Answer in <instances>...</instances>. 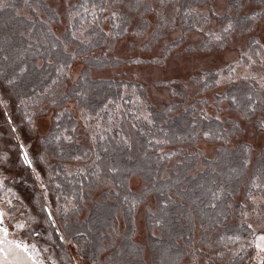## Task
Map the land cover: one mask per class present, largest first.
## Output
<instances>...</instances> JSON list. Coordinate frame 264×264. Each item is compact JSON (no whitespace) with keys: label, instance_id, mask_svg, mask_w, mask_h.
<instances>
[{"label":"trees","instance_id":"16d2710c","mask_svg":"<svg viewBox=\"0 0 264 264\" xmlns=\"http://www.w3.org/2000/svg\"><path fill=\"white\" fill-rule=\"evenodd\" d=\"M68 1L71 3L66 11L67 25L62 35H58L54 30L52 22L59 20V15L56 6L50 0H31L33 5L34 3H38V13H33L30 9L22 7V11L32 17L31 20L15 17L10 9L0 11V39L4 38L5 35L10 36L13 46H26L28 42L26 30L29 27H33L32 43L35 47L36 41H40V52H46V50L51 49L52 42L59 44L60 41H63L68 44L69 52L75 50L77 52L76 56L87 55L85 58L87 66L79 74L84 78H77L74 83L66 88L69 75L61 77L59 85L55 88L57 94L69 92L71 99L68 102H74L79 111L81 108H84L86 114H89L93 118L88 122L87 126L84 119H82V125L87 136L86 142L79 141V138L81 139L83 136L77 130L81 121L76 117L68 102L67 104L56 106L51 103L52 97L44 94L39 104L34 105L31 101H27L28 108L25 109L23 105H19V100L16 97V92H18L21 94V98L31 96L33 99H36V97L43 93L44 88L51 83V78L56 76V62L67 61L70 64L72 63L75 58L66 57L62 52V48L51 50L54 59V63L51 66L46 64L45 57H33L31 52H29L27 54L28 71L18 82L16 92L12 93L17 103L16 111L22 115L25 111L29 114L39 111L45 103L55 107L57 110L54 113L49 132L42 139L43 145L46 147L45 149L55 157L50 166L59 172V176H53L52 178L55 183L50 182L48 177L45 182L49 196L51 195L52 203L56 209V197L59 194V203L63 206L65 196L71 198L74 194L78 195L81 187L83 188L85 199L82 201L81 211L79 213H70L68 222L80 231L86 232L90 226L92 228L91 233L87 236V240L91 241V243H86L84 239L74 240L75 243H80L83 246L84 252L80 256L88 260V264L90 258L93 256H96L98 260L104 261V264H109V255L118 250L120 251L119 259L125 261L126 264H141V262L144 264V245L133 239L136 233L134 219L139 206L144 202L146 203L149 196H154L156 202L155 209L147 208L146 212V228L148 230V247L151 254V263L189 264V261L192 259L188 254L190 251L189 242H191L193 248L200 249L199 246H194L196 228L201 229L199 237L201 244H204L201 240L205 230L208 231L209 237L212 235L215 237L218 232L224 229L228 230L227 234H231L237 230L236 225L239 223V216L236 214V206L243 202L242 199H245L249 176L253 173L255 167H258L261 163L260 151L256 157H253L252 151L250 164L243 175L238 178L228 180L227 177H217L210 169H206L204 173H200L198 164L202 163L204 167L205 161L212 160L213 158H208L204 154L192 157V153L194 152H191L188 147L195 146L201 139L220 142L222 144L219 145L215 157L223 158L227 154L218 150L223 146L231 151L235 146L231 143L224 144L223 140L204 138L203 136H197L195 140L190 138L193 118L197 120L195 126L197 131L209 128L215 131L218 128L214 120L203 119L199 115V109L196 106V111L194 112L191 107L193 105H185L182 102L171 100L164 104L163 107H157L150 102L145 87L140 82L127 79L93 78L90 68L120 63L117 57L106 58L103 51L98 57H95L93 52L99 51L104 46L111 48L112 44L125 34L113 37L110 40L104 35V33H107L104 27V14L98 12L97 16L100 19L93 23L92 17L86 15L80 7L81 4L85 3V0ZM108 1L88 0V3L103 4L106 8ZM172 1L173 3H177L180 0ZM209 1L211 0H181L180 4L191 3L193 7H197ZM12 2L18 6H22L23 4V0H12ZM75 11H79L81 17H85L83 22L85 32L79 39H72L71 37V32L81 27V17L74 16L71 21L69 20V13ZM89 12H91V8H89ZM179 20L185 29H190L180 17ZM42 21H48V23L45 24ZM21 31L25 32V37L19 35ZM237 31L241 32L239 28ZM94 33H99V35H95ZM54 36L59 37L60 40L55 41ZM253 37L257 38L256 36ZM82 41L88 42L82 43ZM199 47L205 49L201 46V42ZM34 63L40 64L41 67H34ZM124 84H127L128 87L124 88ZM133 85H135V89H133ZM199 86L203 89L201 85ZM215 86L210 84L207 89ZM230 87L228 85L225 90L230 89ZM75 92L86 93V95H82L79 98V103H77V97L74 95ZM133 92L135 93V97L140 98L139 101L135 100ZM172 94L178 97L187 96L184 89L173 91ZM105 104H108V108L102 110ZM117 105H119L118 109ZM169 105L173 106L172 111L166 110ZM65 108L70 111L64 112L60 116V119L57 120V114L61 113L62 109ZM186 108L188 109L187 112L185 111ZM137 109L151 112V119L154 120V124L149 125L142 118L134 120L133 116L139 115ZM6 110L8 115L13 112L9 107ZM98 111L100 112L99 118L96 116ZM12 115H14V112ZM109 115L113 117L111 123L109 122ZM97 119L100 120L101 127L99 129L95 127ZM133 123L136 124V128L131 126ZM13 124L17 126V131L21 133L18 123ZM73 125H75V131L72 130ZM223 127L228 128L230 125L225 123ZM108 128L112 130L105 131ZM93 133L96 134L95 141L92 139ZM59 134L69 135L72 137V140L65 141L61 138L57 142L54 140V137ZM100 135H104L105 139L100 140ZM121 136H128L130 138L131 149L122 142H118ZM165 140L168 142L163 143ZM149 141H151V144L148 143ZM157 141H161V143L158 144ZM243 142L249 143L248 141L238 140V143ZM170 152H175L176 154L169 157L166 154ZM195 152L202 153V150L198 148ZM96 155H99L101 158L99 161H96V163L101 165L102 172L100 178L91 175L95 170L93 168V161ZM129 156L132 159H129ZM161 156L164 158L161 159ZM75 157L81 158L75 159ZM229 158L234 164L239 163L238 157L233 156ZM109 164L117 165L121 169V172L117 174L108 173L107 166ZM77 168H87L88 172L86 175L76 174ZM128 169H131L132 172L129 173ZM65 170L72 171L74 177L66 178ZM219 170L220 161H217V171ZM134 175L141 176L144 182L143 187L139 191L130 186V180ZM177 179L181 181L179 187L190 191L187 192L183 199L173 195V199L177 200L178 203L166 209L167 215H164L160 211L162 207L160 204V200L162 199L161 192L171 195L175 191V188L172 189V192H169L166 185L168 183L174 184ZM210 180H216L217 183L224 182L226 186H230L235 190L231 197L233 208L228 211V219L220 217L221 224L215 228H209V225L212 224L211 218L216 215L215 211L203 209V205L196 199L200 197L206 202L205 197L202 196L205 189L199 187V185L203 184L206 188L209 186ZM56 184H61V189H57ZM101 185H105L106 189L103 191L100 199L92 200V204L88 207V213L85 217L80 218L86 207L85 200L92 199V191ZM125 196L128 197L127 201L124 199ZM133 199L136 201L134 206ZM202 210L206 213L203 218L200 216ZM189 212L192 213L191 217L189 216ZM55 215L62 225L63 217L56 213ZM121 215L124 229L119 233L117 229ZM156 219H163V226L155 224ZM202 224L203 227L201 226ZM113 229H115V232ZM156 230L158 232H155ZM99 232L111 234V236L103 240V244L108 247V251H101L97 255L96 248L100 244ZM153 233H155V236H153ZM116 238L118 239L117 244ZM113 239L115 240V246L111 245V240Z\"/></svg>","mask_w":264,"mask_h":264},{"label":"snow or ice","instance_id":"6c2138e0","mask_svg":"<svg viewBox=\"0 0 264 264\" xmlns=\"http://www.w3.org/2000/svg\"><path fill=\"white\" fill-rule=\"evenodd\" d=\"M113 5H119L122 0H111ZM22 7H26L33 13H38L39 8L33 7L31 0H23L22 6H18L13 3L12 0H0V11L10 9L15 17H23L24 19L31 20L32 17L22 11ZM47 7V6H45ZM80 7L86 15L92 17V22L95 23L99 16L97 13H103L104 11L109 12L108 17L104 19L111 20V29L109 32L104 33L105 37L110 40L113 37H118L122 34H128L129 30L136 37L140 38L141 42L139 47L142 50H148L154 48V46L161 40L164 43L161 45L163 54L153 55L152 60L155 63L166 61L168 53L171 52L172 48L177 46V40L183 43L186 32L181 33L179 37L169 40L167 39L169 32H174L177 24V16L181 18L184 24H187L190 29H194L198 33H202L201 46L208 52H212L214 49H224L230 42V38L234 40V34L237 29L241 30V33L251 32L256 21L264 19V0H228V4L224 10L217 11L215 4L202 9L199 7H193L191 3L177 4L173 3L172 0H124L123 7L125 11L121 12L118 8L113 7L107 9L103 4L88 3L85 0L84 4ZM91 8V12H89ZM247 11H243L244 9ZM243 13V14H241ZM81 17L79 11L69 13V20L73 17ZM85 17H81V27L71 32L72 39H79L84 34L85 29L83 27ZM218 21L216 27H207L208 25L214 24ZM42 23H48V21H42ZM72 26V25H70ZM74 27V26H73ZM151 29V31H149ZM27 45L26 46H13L12 39L10 36L5 35L4 38L0 39V106L7 109L8 103L11 100L12 93L16 92L17 84L28 71L27 66V54L31 52L33 57H45L46 64L51 66L54 63L53 53L51 50L62 48L63 54L74 59L77 55L75 50L69 52L68 44L60 41L59 44L56 42L51 43V49L46 52H40L39 47L40 41H36L34 47L32 40L33 27L27 28ZM102 31V29H101ZM15 34V33H14ZM99 35V33H94ZM21 37H25V32H19ZM54 35V34H53ZM55 41H59V37L54 36ZM88 41H82L85 43ZM132 63L140 64L143 61L140 57L131 59ZM44 63V61H42ZM34 67H41L40 64H35ZM71 64L67 61L56 62V76L51 78V83L44 88L43 93L40 96L33 99L31 96H24L21 98V94L16 92V97L19 100V105H23L25 109L28 108L27 101H31L34 105L39 104L44 94H48L52 97L51 103L60 106L61 104H67L71 99L69 92H62L57 94L55 91L56 86L59 85L61 77H67L70 74ZM78 79H83V76L78 74ZM192 79V78H190ZM195 83L202 86L203 89H207L210 84L220 86L227 84L230 87L228 90L216 93V99L213 100V104L217 109V115L214 117L209 116L205 108L199 110V115L206 120H214L218 126L217 130L211 128L197 131L196 118H193L190 129V138L195 140L197 136H203L204 138H213L215 140H223L224 144L231 143L239 135H242L251 130L253 138L259 136L261 143L260 157L261 163L258 167H255L253 173L249 176L248 183L245 192V201L239 203L236 214L239 216V223L236 225V231L231 234H227L226 229L221 230L215 237H209L208 231L205 230L202 235V243H205L207 248L211 251V255H208L203 248L195 249L189 242V255L192 259L189 264H215V261H220L221 264H242L244 260H248L250 264H264V43H261L260 39L253 36L249 37V42L246 46L242 45L239 50L237 57L231 59L228 63L221 66H216L214 70H205L201 67L195 76ZM124 88L128 85L124 84ZM135 89V85L132 86ZM187 87V84H185ZM74 95L77 97V103L79 98L86 93L75 92ZM135 100L139 101V97H135ZM4 97H7L5 99ZM122 98V97H121ZM227 101V108L221 107V103ZM142 103V102H141ZM200 103L206 104L207 101L201 100ZM18 105V106H19ZM117 109L119 105L116 106ZM192 111H196L195 106H191ZM108 108V104L104 105V109ZM44 109H39L43 111ZM172 111L173 106L169 105L166 109ZM70 111L65 108L62 109L61 113L57 114L56 119L59 120L60 116L64 112ZM82 118L87 126L88 122L93 118L86 114L84 108L80 109ZM139 115L133 116L134 120H140L141 118L149 125L154 124V120L151 119L152 113L146 110H140ZM187 112L188 109L186 108ZM229 112V116L222 120L221 114ZM236 113L232 116L231 113ZM36 112L29 114L27 111L24 113V117L30 126L34 127L33 117ZM4 115L7 117V122L10 125L11 133L17 132V126L13 124L12 118L5 111ZM96 116L100 117V112L96 113ZM113 117L109 115V122L111 123ZM229 124L230 127L224 128L223 124ZM136 128V124L131 125ZM59 127V125H57ZM95 127L99 129L101 127L100 120L97 119ZM73 131H75V125H73ZM111 128L105 131H111ZM66 131V130H65ZM142 131V129H141ZM16 140L19 141L17 147L19 149V157L21 162L31 169L35 176V180L39 182V187L44 190L42 201L40 204L41 211L45 214V223L49 225L47 231V239L55 244L56 248L60 249L59 256L56 251H49V245L47 243L40 244L36 237L41 236L40 232L35 231L30 224L25 223L22 220H17L11 225V231L9 226H6L5 219L7 215L16 211L15 205H12V201L9 199L6 203H0V264H79L76 257L69 256L63 245L66 243H73L74 240L84 239L86 243H91L87 240V236L91 233V226L87 231H80L69 224L68 217L70 213H79L82 208V201L85 199L83 188L81 187L79 194H74L73 197H64L65 203L63 206L60 205V195L56 197V214L63 217L62 226H57V221L53 213L52 205L48 202V189L45 182H43L41 174L37 171L33 164V159L29 155V151L26 148L23 141L20 140L19 135H16ZM63 138L65 141H71L72 137L69 135L59 134L54 137V140L59 142ZM179 138V137H178ZM92 139L95 141L96 134L93 133ZM100 140H104L105 136L100 135ZM118 142H122L129 149L132 145L128 136H121ZM165 140L163 143H167ZM151 144V141L148 142ZM161 143V141H157ZM253 145L247 142L237 143L235 147L230 151L222 146L218 151L226 153L227 156L215 157L212 160H206L204 167L199 169L200 173H204L206 169H210L213 174L217 177H227L228 180L238 178L243 175L251 162V153L253 151ZM175 152L167 153V156H174ZM197 155H203V153L194 152L192 157ZM238 157L239 163L234 164L229 157ZM81 157H75L80 159ZM161 159L164 157L161 156ZM3 159L5 162L8 160L7 153H4ZM38 159L41 162L45 161V157L40 155ZM101 158L96 155L93 161V168L95 169L91 175L97 178L101 177V165L96 163ZM129 159H132L129 156ZM217 161H220V170L217 171ZM129 173L131 169L127 170ZM87 168H77L76 174H87ZM107 172L111 174H117L121 172V169L115 164H109L107 166ZM53 176H59V172L48 167V178L50 182L55 183L52 180ZM65 176L74 177L72 171L65 170ZM167 179V178H165ZM181 181L177 179L175 183H168L166 186L169 192L175 188V191L171 195H166L161 192L162 199L160 204L162 207L160 211L167 215L166 209L170 206L177 205V200L173 199V195L183 199L188 189L179 187ZM5 179L0 177V189H4ZM61 184H56L57 189H61ZM199 187L204 188L202 196L204 199L197 197L203 205V209H210L215 211V217H212V224L209 228L218 227L221 224L220 217L228 219V211L233 208L231 197L234 194V189L230 186H226L224 182L217 183L216 180H210L209 186L205 188V185L201 184ZM11 189H7L8 193H11ZM125 201L128 197H124ZM136 201L133 199V206ZM150 211V210H149ZM23 215V214H21ZM192 213L189 212L191 217ZM206 213L202 210L200 212L201 218ZM35 218L29 215L27 220L31 221ZM258 221V222H257ZM155 224L163 226V219H156ZM203 227V224L201 225ZM27 230L28 235L32 237V242L21 238L24 231ZM115 232V229H113ZM19 232L21 235L17 236ZM55 235L60 241L59 244L53 240ZM111 236L104 232H99L100 244L96 248L97 255L101 251H108V247L103 244V240ZM155 236V233H153ZM71 237V238H69ZM111 245L115 246V240H111ZM77 255H81L84 252V248L80 243H76ZM47 254V255H46ZM120 251L111 253L108 257L109 264H126L125 261L119 259ZM227 257V259H225ZM204 258V259H202ZM89 264H104V261L98 260L96 256L90 258ZM142 264V262H141Z\"/></svg>","mask_w":264,"mask_h":264},{"label":"rangeland","instance_id":"374dc122","mask_svg":"<svg viewBox=\"0 0 264 264\" xmlns=\"http://www.w3.org/2000/svg\"><path fill=\"white\" fill-rule=\"evenodd\" d=\"M181 1V0H180ZM180 1L177 4H180ZM59 15V20L53 23L54 30L58 35H62L65 31L67 25L66 11L68 6L71 3L68 0H50ZM173 2V1H172ZM215 4L217 11H223L225 6L228 4L227 0H211L209 2L202 3L197 7L206 9L207 7ZM34 7L38 6V3H34ZM113 7L118 8L121 12L125 11L123 7V2L119 5H113L109 0L106 4L107 9ZM28 10V9H27ZM26 10V11H27ZM244 9L243 11H247ZM104 17L109 16L108 11H104ZM111 20L105 19L104 27L107 32L111 29L110 26ZM218 21L214 24L208 25L207 27H216ZM151 31V29H149ZM186 32L184 36L183 43H180L177 40V46L172 48L171 52L168 53V58L166 61L160 63H155L152 60L153 55L163 54V49L161 45L164 43L161 40L157 43L154 48L148 50H142L139 47L141 42L140 38L132 34L131 29L128 34L118 38L111 48L104 46V48L99 51L93 52L95 57L101 55L103 51L106 58H115L119 59L120 63L113 65H105L99 67L90 68L91 76L93 78H115V79H127L137 81L143 84L146 90V94L151 103L157 107H163L164 104L168 103L171 100L182 102L185 105H194L199 110L205 108L209 115H217V109L213 104V100L216 99V93L222 92L228 86L227 84L215 86L209 89H201L200 86L195 83V76L197 71L203 67L205 70L212 69L214 70L216 66H223L228 63L231 59L235 58L239 54L240 47L242 45L246 46L249 42L250 36H256L258 39L264 43V19L256 21L251 32L241 33L236 31L234 34V40L230 38V42L224 49H214L212 52H208L206 49H201L199 47L202 40V33L196 32L194 29H185L182 24H180L179 16H177V24L174 32H169L167 39L172 40L176 37H179L181 33ZM69 47V46H68ZM92 54V53H91ZM87 55L76 56L71 63L70 74L67 80V87L77 80L78 74L87 66L85 58ZM140 57L143 61L140 64H135L131 62V59L135 57ZM192 78V79H190ZM187 84V87H185ZM185 90L186 97H178L172 94L173 91ZM7 99V97H4ZM201 100L207 101L206 104L200 103ZM68 105L73 109L76 117L81 121L77 130L79 133H82L83 136L79 141L86 142L87 136L85 134L83 123H82V114L77 110L74 102H68ZM51 106V105H50ZM48 104H44L42 109L43 111H35L37 114L33 117L34 127L30 126L27 123V120L23 115L16 111L17 103L13 96L8 103V107L13 110L12 114H9L12 118L13 123H18L20 132L18 131L14 134L11 133L10 125L7 122V117L4 115L5 108L0 106V177L5 179L6 187L0 189V195L3 199L12 201V205H15L16 211L12 212L10 215H7V222L12 225L17 220H22L25 223L31 225L35 231L40 232L42 235L36 237L40 244L47 243L49 245V251L55 250L57 255L60 254V249L56 248L55 244L52 241L47 239V231L49 225L45 223V214L41 211V201L43 197L44 190L39 187V182L35 180V176L26 165L21 162L19 157V149L17 147L19 141L16 140V135H19L20 140L23 141L26 148L29 151L30 157L33 159V164L36 167L37 171L40 172L43 182H46L48 177V167L54 161L55 157L45 149L42 139L49 132L55 107H50ZM227 102L223 101L221 107L227 108ZM229 112H224L221 114L222 120L226 119L229 116ZM232 116H235L236 113H231ZM238 140L248 141L253 145V157H256L260 151L259 144L261 143L259 136L253 138L251 135V130L248 132L239 135L238 138L234 139L231 144L236 145ZM222 143L209 141V140H200L195 146L188 147L191 152H195L196 149H201L204 156L208 158H214L217 154V149ZM7 153L8 160L4 161L3 155ZM43 155L45 161L41 162L38 157ZM203 164H198V169L202 168ZM143 180L141 176L134 175L130 180L131 188L135 190H141L143 187ZM11 188V193L7 192V189ZM106 189L105 185H101L92 191V199L85 200L86 207L84 208L80 218L85 217L88 213V207L92 204V200L100 199V196L103 194V191ZM6 196V197H5ZM243 202H246L245 199H242ZM48 202L52 205L53 213L57 221V226L63 227L59 223L58 217H56V209L52 203L51 195L48 193ZM155 197L149 196L147 202L142 203L135 215V225L136 233L133 239L137 242H140L144 245V264L151 263V254L148 247V230L146 228V212L147 208L155 209ZM23 214V215H21ZM31 215L34 217V220H27V217ZM120 216L118 232H122L124 229V222ZM258 222V221H257ZM11 231V230H10ZM155 232H158L157 230ZM200 228H196L194 234V246H199L200 249L203 248L204 251L211 255V251L207 248L206 244H201L199 242L200 237ZM17 236L21 234L16 233ZM213 237V235L211 236ZM21 238L32 242V237L28 235L27 230L24 231ZM53 240L57 244L60 243L58 238L53 235ZM118 239L116 238V244ZM75 242L66 243L63 245L64 249L67 251L69 256L76 257L79 261V264H88V260L82 258V256L77 255V248L75 247ZM47 255V254H46ZM204 259V258H202ZM227 259V257H225ZM189 260V259H187ZM140 264V263H138ZM215 264H221L220 261H215ZM242 264H250L246 259Z\"/></svg>","mask_w":264,"mask_h":264},{"label":"flooded vegetation","instance_id":"af4514ba","mask_svg":"<svg viewBox=\"0 0 264 264\" xmlns=\"http://www.w3.org/2000/svg\"><path fill=\"white\" fill-rule=\"evenodd\" d=\"M11 189V188H10ZM6 197V196H5ZM6 199H3L2 198V195H0V203H5L4 201H5ZM5 224H6V226H9V228H10V230H11V225L7 222V216H6V219H5Z\"/></svg>","mask_w":264,"mask_h":264}]
</instances>
